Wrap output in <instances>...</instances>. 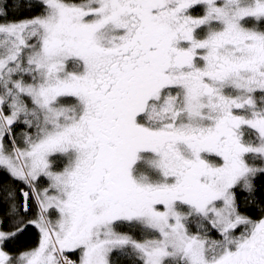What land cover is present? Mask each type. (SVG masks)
Here are the masks:
<instances>
[{
	"label": "snow or ice",
	"instance_id": "6c2138e0",
	"mask_svg": "<svg viewBox=\"0 0 264 264\" xmlns=\"http://www.w3.org/2000/svg\"><path fill=\"white\" fill-rule=\"evenodd\" d=\"M260 179L264 0H0V264H264Z\"/></svg>",
	"mask_w": 264,
	"mask_h": 264
},
{
	"label": "trees",
	"instance_id": "16d2710c",
	"mask_svg": "<svg viewBox=\"0 0 264 264\" xmlns=\"http://www.w3.org/2000/svg\"><path fill=\"white\" fill-rule=\"evenodd\" d=\"M258 186L261 189H264V179H260L258 181ZM255 215V213H252ZM38 242V236L35 230H29V232L20 238L19 240L15 241L13 244L9 245L10 250L17 251L20 249H26L30 247H34ZM114 259H117L119 264H128V261L123 257H114Z\"/></svg>",
	"mask_w": 264,
	"mask_h": 264
}]
</instances>
